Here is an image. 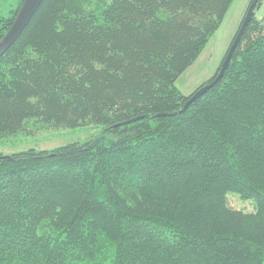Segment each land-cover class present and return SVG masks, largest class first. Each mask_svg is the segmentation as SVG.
I'll use <instances>...</instances> for the list:
<instances>
[{"label": "trees", "instance_id": "obj_1", "mask_svg": "<svg viewBox=\"0 0 264 264\" xmlns=\"http://www.w3.org/2000/svg\"><path fill=\"white\" fill-rule=\"evenodd\" d=\"M93 1L44 0L0 58V138L104 126L0 152V264H264V19L179 112L233 0Z\"/></svg>", "mask_w": 264, "mask_h": 264}, {"label": "rangeland", "instance_id": "obj_2", "mask_svg": "<svg viewBox=\"0 0 264 264\" xmlns=\"http://www.w3.org/2000/svg\"><path fill=\"white\" fill-rule=\"evenodd\" d=\"M102 1L94 0L93 2L98 7ZM259 1L254 9V17L263 20L264 0ZM22 2L23 0H0V25L8 22L13 23ZM251 2L252 0H233L231 2L219 28L211 35L196 62L177 79L176 86L183 94L191 95L218 73ZM28 127L33 134L22 133L0 138V152L4 155H11L32 147L40 150H52L68 143L84 142L104 130L102 125L53 129L37 123L36 120H30ZM228 199L230 204L236 208L246 211L254 209L253 201H243L238 195L231 194ZM103 251L113 252L111 242L106 241ZM109 253L106 254V258L110 257ZM103 258L104 256L101 259Z\"/></svg>", "mask_w": 264, "mask_h": 264}, {"label": "water", "instance_id": "obj_3", "mask_svg": "<svg viewBox=\"0 0 264 264\" xmlns=\"http://www.w3.org/2000/svg\"><path fill=\"white\" fill-rule=\"evenodd\" d=\"M44 0H23L22 5L13 21L11 26L9 27L6 34L0 39V58L8 51V49L19 39L22 33L25 31L27 26L29 25L30 21L32 20L33 16L41 6ZM259 0H252L250 3L245 17L242 21L241 26L239 27L230 47L229 50L220 66V69L214 79L200 87L195 93H193L188 101L185 103L184 107L179 112H184L189 105L195 101L198 97L204 94L208 89L215 86L224 76V73L231 61V58L241 40L242 35L244 34L247 26L249 25L250 21L254 16V9L257 5ZM178 112L174 113H160L157 116H170L176 115ZM141 117H136L130 121H126L125 123H129L135 120H138ZM120 125L123 123H119ZM118 124V125H119ZM3 158L10 160L12 158L11 155H4Z\"/></svg>", "mask_w": 264, "mask_h": 264}, {"label": "bare ground", "instance_id": "obj_4", "mask_svg": "<svg viewBox=\"0 0 264 264\" xmlns=\"http://www.w3.org/2000/svg\"><path fill=\"white\" fill-rule=\"evenodd\" d=\"M2 39V38H1ZM3 57V56H2ZM195 93V92H194Z\"/></svg>", "mask_w": 264, "mask_h": 264}, {"label": "crops", "instance_id": "obj_5", "mask_svg": "<svg viewBox=\"0 0 264 264\" xmlns=\"http://www.w3.org/2000/svg\"><path fill=\"white\" fill-rule=\"evenodd\" d=\"M191 66H192V65H191ZM188 69H189V68H188ZM188 69H187V70H188Z\"/></svg>", "mask_w": 264, "mask_h": 264}]
</instances>
